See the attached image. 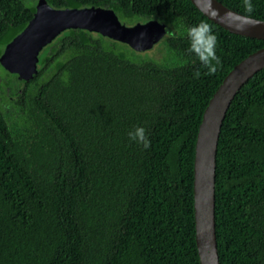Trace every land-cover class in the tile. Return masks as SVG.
I'll use <instances>...</instances> for the list:
<instances>
[{
  "label": "trees",
  "instance_id": "16d2710c",
  "mask_svg": "<svg viewBox=\"0 0 264 264\" xmlns=\"http://www.w3.org/2000/svg\"><path fill=\"white\" fill-rule=\"evenodd\" d=\"M218 1L264 21V0H251V14L243 0ZM47 4L110 9L127 26L152 20L172 35L141 52L67 29L41 50L31 79L0 65V90L14 93L18 110L12 123L0 107V264H199L198 129L223 79L264 40L224 30L190 0ZM33 11L23 0H0V57ZM201 21L217 36L222 66L214 75L188 51L187 29ZM136 127L146 130L148 149L129 140ZM215 231L220 264H264V69L240 88L222 123Z\"/></svg>",
  "mask_w": 264,
  "mask_h": 264
},
{
  "label": "water",
  "instance_id": "95a60500",
  "mask_svg": "<svg viewBox=\"0 0 264 264\" xmlns=\"http://www.w3.org/2000/svg\"><path fill=\"white\" fill-rule=\"evenodd\" d=\"M210 21L224 30L264 40V21L242 15L218 0H190ZM215 10V14H213ZM226 13H229L226 15ZM67 29H85L146 51L172 35V28L156 21L123 26L110 9H54L46 0L34 6L25 29L8 43L0 65L19 80H29L36 71L39 52ZM264 69V48L233 67L210 99L198 129L193 165V210L195 243L199 264H220L215 231L216 152L222 123L229 105L244 83Z\"/></svg>",
  "mask_w": 264,
  "mask_h": 264
},
{
  "label": "clouds",
  "instance_id": "9594fccd",
  "mask_svg": "<svg viewBox=\"0 0 264 264\" xmlns=\"http://www.w3.org/2000/svg\"><path fill=\"white\" fill-rule=\"evenodd\" d=\"M245 12L251 14L254 11L251 0H243ZM215 14V10H213ZM229 13H226L228 15ZM187 37L189 40L188 51L194 54L200 63L208 69L207 75H214L219 67L222 66L220 57L216 55L217 36L213 33V29L207 22L201 21L187 29ZM201 73H194L195 77H199ZM129 140L142 144L145 149L151 146V142L146 135L143 127H136L128 133Z\"/></svg>",
  "mask_w": 264,
  "mask_h": 264
},
{
  "label": "rangeland",
  "instance_id": "374dc122",
  "mask_svg": "<svg viewBox=\"0 0 264 264\" xmlns=\"http://www.w3.org/2000/svg\"><path fill=\"white\" fill-rule=\"evenodd\" d=\"M23 1H24V3L26 5H34L35 6V4L37 3L38 0H23ZM142 21L144 23V20H141V22ZM119 22H120L121 25L127 26V24H125L126 22H123V21H119ZM156 48H159L157 43L154 44L151 49L153 50V49H156ZM0 75L1 76H5V71L2 70L1 68H0ZM13 95H14V93L10 92L9 90H7V91H6V89L5 90H0V107L4 111L6 117L10 121H12V123L15 122V119L17 117L16 116V112L18 111L16 108L13 107V103L16 102V99L12 98ZM13 117H15V118L12 119Z\"/></svg>",
  "mask_w": 264,
  "mask_h": 264
},
{
  "label": "flooded vegetation",
  "instance_id": "af4514ba",
  "mask_svg": "<svg viewBox=\"0 0 264 264\" xmlns=\"http://www.w3.org/2000/svg\"><path fill=\"white\" fill-rule=\"evenodd\" d=\"M38 1H39V0H38ZM46 2H47V0H46ZM60 34H61V33H60ZM53 41H54V40H53ZM53 41H52L51 43H54V42H55V41H54V42H53ZM49 44H50V43H49ZM46 46H47V45H46ZM46 46H45V47H46ZM45 47H43V48H45ZM39 54H40V53H39Z\"/></svg>",
  "mask_w": 264,
  "mask_h": 264
}]
</instances>
